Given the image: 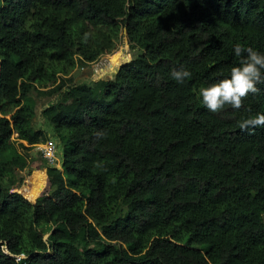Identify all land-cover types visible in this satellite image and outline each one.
<instances>
[{"label": "trees", "instance_id": "obj_1", "mask_svg": "<svg viewBox=\"0 0 264 264\" xmlns=\"http://www.w3.org/2000/svg\"><path fill=\"white\" fill-rule=\"evenodd\" d=\"M237 43L264 54V0H0V264H264V127L239 128L264 83L239 110L198 96ZM34 95L59 167L27 153Z\"/></svg>", "mask_w": 264, "mask_h": 264}, {"label": "clouds", "instance_id": "obj_2", "mask_svg": "<svg viewBox=\"0 0 264 264\" xmlns=\"http://www.w3.org/2000/svg\"><path fill=\"white\" fill-rule=\"evenodd\" d=\"M86 37L87 34H85ZM234 53L239 58V63L231 67L229 75L199 89L198 96L210 112H219L225 105H230L236 110L241 109L243 101L250 93L257 94L259 92L257 84L264 83V73H262L264 54L252 47H242L239 43L234 46ZM190 75L191 73L184 68H174L171 71L172 79L180 84H183ZM258 127H264V114L262 113L244 119L239 124L241 131H249ZM96 136L97 139H102L106 133L97 132ZM97 167L100 165L97 164Z\"/></svg>", "mask_w": 264, "mask_h": 264}, {"label": "rangeland", "instance_id": "obj_3", "mask_svg": "<svg viewBox=\"0 0 264 264\" xmlns=\"http://www.w3.org/2000/svg\"><path fill=\"white\" fill-rule=\"evenodd\" d=\"M133 55V52L129 50L125 45L119 44L116 49L109 55H107V58L101 57L94 63H89L87 66L83 68L76 67L72 70V75L77 76L79 78H85L87 82L92 80L93 74L96 75L97 73L101 72L102 70L110 69L109 65L116 62L118 59L121 60V58H129ZM104 66V67H103ZM103 67V68H102ZM91 70V71H90ZM86 75V76H85ZM33 100L35 101V110H34V118L31 120V127L33 129H41L44 132H46L49 135V139H47L46 142H49L52 144L54 148V156L56 158V164L54 166L59 167L60 163V145L57 143L53 136V131L51 130V126L49 123L43 119H41L39 115V110L43 105H46L49 103V101L53 100V97L49 98L47 96H33ZM15 134L12 133V138H14ZM25 144V142H23ZM36 144H33L32 147H30L27 151V153L32 157H39ZM44 231H46V228H43ZM2 250L4 251L3 247Z\"/></svg>", "mask_w": 264, "mask_h": 264}, {"label": "built area", "instance_id": "obj_4", "mask_svg": "<svg viewBox=\"0 0 264 264\" xmlns=\"http://www.w3.org/2000/svg\"><path fill=\"white\" fill-rule=\"evenodd\" d=\"M37 152L50 165L56 164V158L54 156V148L49 142L37 143Z\"/></svg>", "mask_w": 264, "mask_h": 264}, {"label": "water", "instance_id": "obj_5", "mask_svg": "<svg viewBox=\"0 0 264 264\" xmlns=\"http://www.w3.org/2000/svg\"><path fill=\"white\" fill-rule=\"evenodd\" d=\"M3 249H4V250H6L4 246H3ZM18 257H21V255H20V256H18Z\"/></svg>", "mask_w": 264, "mask_h": 264}, {"label": "crops", "instance_id": "obj_6", "mask_svg": "<svg viewBox=\"0 0 264 264\" xmlns=\"http://www.w3.org/2000/svg\"><path fill=\"white\" fill-rule=\"evenodd\" d=\"M110 65H112V64H110ZM91 71V70H90Z\"/></svg>", "mask_w": 264, "mask_h": 264}]
</instances>
